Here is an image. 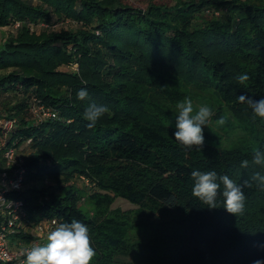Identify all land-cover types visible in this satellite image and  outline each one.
<instances>
[{
	"label": "trees",
	"instance_id": "16d2710c",
	"mask_svg": "<svg viewBox=\"0 0 264 264\" xmlns=\"http://www.w3.org/2000/svg\"><path fill=\"white\" fill-rule=\"evenodd\" d=\"M65 20L77 29L38 28ZM5 28L0 121L15 125L7 134L0 127V173L5 149H15L25 171L16 196L30 221L87 224L96 251L90 264L264 261V190L252 181L264 175L252 163L256 150L264 152V118L237 100L264 99V0L152 1L146 8L129 0H0ZM237 74L249 80L240 84ZM81 88L89 93L83 101ZM186 97L214 113L200 149L175 140L177 104ZM34 99L57 118L33 115ZM92 103L109 111L89 128L84 112ZM227 133L248 139L233 143ZM23 144L28 153L19 151ZM194 169L252 182L243 214H229L222 199L209 209L194 197ZM77 179L94 192L84 196ZM118 198L138 208L114 209ZM136 231L142 235L132 240ZM29 234L14 242L36 239Z\"/></svg>",
	"mask_w": 264,
	"mask_h": 264
},
{
	"label": "clouds",
	"instance_id": "9594fccd",
	"mask_svg": "<svg viewBox=\"0 0 264 264\" xmlns=\"http://www.w3.org/2000/svg\"><path fill=\"white\" fill-rule=\"evenodd\" d=\"M235 79L243 84L249 80L247 74H237ZM83 83H86L82 81ZM79 100H86L89 93L86 88L77 91ZM237 100L246 104L256 117L264 118V99L254 100L246 95H240ZM178 114L176 116L175 140L185 148L197 146L199 149L204 144L203 127L207 126L214 115L212 109L206 105L194 110L191 98H185L177 104ZM109 111L107 106L89 104L84 112V119L89 121L88 127H95L98 120ZM220 124L224 121L221 119ZM252 163L264 167V152L256 150L253 153ZM248 160L241 163V167H247ZM192 179V195L198 198L209 209L219 206L222 199L223 208L235 216L243 214L245 208L244 188H251L252 182L244 180L238 184L228 175H220L215 170L200 171L193 170L190 173ZM252 181L256 186L264 190V175L257 172ZM4 200L0 197V201ZM55 227L47 234V243L43 246H33L24 250L25 259L23 264H90L96 251L90 239V229L87 224L77 219L70 223L56 221L52 222ZM254 264H264V261L256 260Z\"/></svg>",
	"mask_w": 264,
	"mask_h": 264
},
{
	"label": "built area",
	"instance_id": "2783aa9c",
	"mask_svg": "<svg viewBox=\"0 0 264 264\" xmlns=\"http://www.w3.org/2000/svg\"><path fill=\"white\" fill-rule=\"evenodd\" d=\"M19 26L20 23L15 24L14 29L17 30ZM38 28L49 29L51 27L43 23ZM71 69L77 71L78 65L73 64ZM31 112L33 115H41L43 118H57L56 112L46 108L37 99H34ZM14 125L15 121L13 120L0 121V127L6 134L13 129ZM2 147L4 148L5 144ZM4 157L7 169L0 173V197L4 199L0 201V264H23L25 259L23 252L32 246H20L19 249L14 250L10 247L9 239L17 235L30 233V230L37 234L39 238L45 237L55 227L52 222L56 221L58 223V221L47 220L38 223L30 221L25 203L16 196L22 191L24 183L25 171L22 167V159L13 148H6ZM83 181L92 186L88 180L83 179Z\"/></svg>",
	"mask_w": 264,
	"mask_h": 264
},
{
	"label": "rangeland",
	"instance_id": "374dc122",
	"mask_svg": "<svg viewBox=\"0 0 264 264\" xmlns=\"http://www.w3.org/2000/svg\"><path fill=\"white\" fill-rule=\"evenodd\" d=\"M156 2V3H168L170 5H173L177 0H129V2L131 4H133L134 6L136 7H139V8H146L148 3L149 2ZM216 15L219 16V13L216 12ZM78 25L75 24L74 22H71L70 20H65V21H59V23L57 24V26H53L51 27L52 30H57V31H62V30H74V29H77ZM9 30L10 29H0V43L2 41H4L6 39V37L9 35ZM204 99V98H203ZM193 101V105H194V110H198L200 106H204L206 105L205 102L203 103L202 101H200L201 99L199 98H192L191 99ZM206 101V98L204 99ZM207 106V105H206ZM178 114V113H177ZM176 122V121H175ZM210 131H219V129L217 127H212V125L208 126V128ZM216 131V132H217ZM221 133H223L222 131H219ZM239 136L243 137V134L242 133H237V135L235 134H226V137L229 138L230 141H232L233 143H237L238 139H239ZM248 139V136H244L242 138V140H246ZM19 151L22 153H28V149H27V144H23ZM74 186L76 189L80 190V192H82L84 194V196H89V194L93 193L94 192V187H92L91 185H88L86 184L82 179H77L75 182H74ZM113 208H120L124 211H128V210H136L138 207L132 205L131 203H129L128 201L124 200V199H121V198H118L116 199L114 205H113ZM88 210V209H87ZM32 232V233H31ZM30 233L33 234H29L31 237H35L36 239L31 241V240H20V242L18 241V239H16V241L14 242L15 240V236L14 237H11L9 239V243H10V247L11 249H14V250H17L19 249L20 246H28V245H34V246H37L40 244V241L41 243H44L45 244L47 243V236L45 237H41L39 238L37 236V234H35L33 231L30 230ZM141 232L140 231H136L134 233V237L132 236V240H134V238L136 236H141ZM14 242V243H13Z\"/></svg>",
	"mask_w": 264,
	"mask_h": 264
}]
</instances>
